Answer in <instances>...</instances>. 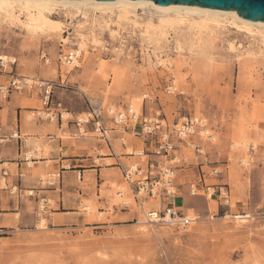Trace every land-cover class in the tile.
Listing matches in <instances>:
<instances>
[{
    "label": "rangeland",
    "instance_id": "1",
    "mask_svg": "<svg viewBox=\"0 0 264 264\" xmlns=\"http://www.w3.org/2000/svg\"><path fill=\"white\" fill-rule=\"evenodd\" d=\"M139 10L131 18L136 29L131 22L121 29L110 23L111 33L103 29L109 15L98 11L86 21L56 12L53 19L66 25L64 35L30 38L20 28H1L0 56L17 60L15 73L54 83L57 112L69 114L65 121L86 120L100 109L105 126L124 133L114 118L128 114L132 104L145 116L159 112L170 125L198 118L196 135L178 145L174 163L177 172L193 171V178L202 180L197 195L185 186L175 199L176 209L195 221L185 228L149 223L142 209L158 210L159 203H137L115 170L102 186L106 214L88 200L81 207L82 222L63 228H41L39 222L0 225V264H264V34L229 23L204 33L187 31L186 23L168 39L149 44L144 30L150 17ZM90 31L102 45L82 52L74 68L65 65L60 56L69 49L61 40L77 44L79 34ZM158 57L167 66L159 65ZM30 96L37 107L30 118L47 120L37 94ZM8 99L0 96L2 103ZM134 138L121 141L124 155L140 151L130 144L138 143ZM54 179L48 172L39 184L47 187ZM86 182L91 183L89 176ZM126 211L130 218L118 217ZM237 215L249 218L236 220Z\"/></svg>",
    "mask_w": 264,
    "mask_h": 264
},
{
    "label": "crops",
    "instance_id": "2",
    "mask_svg": "<svg viewBox=\"0 0 264 264\" xmlns=\"http://www.w3.org/2000/svg\"><path fill=\"white\" fill-rule=\"evenodd\" d=\"M1 81H6L3 76H0ZM32 94L13 93L6 103L0 100V125L8 135L19 134L18 139H8L0 145V225L39 222L40 226L45 219L46 226L63 228L75 221L82 222L81 207L88 200H92L99 213L106 214L108 199L102 196L105 175L120 170L119 165L124 164V160L141 163L136 157L124 155L127 148L121 144L126 136L135 137L134 132L124 128L121 133L113 129L109 132L110 141L105 145L102 139L95 137L92 124L86 125V133L81 135L75 120L50 122L34 119V116L30 118L37 111ZM21 95H28V98ZM136 130L139 131V127ZM134 139L138 143L130 141V144L135 150L147 149V144L140 138ZM180 149L181 146L177 151ZM48 172L58 180L42 187L40 178ZM87 176L91 179L90 184L86 182ZM195 176L193 171L179 170L175 178L177 190L183 191L185 186L191 188L202 182L195 180ZM15 187L19 189L18 193L10 190ZM27 192L29 196L25 195ZM41 203L44 206L42 212L39 209ZM118 217L130 218L131 214L120 212Z\"/></svg>",
    "mask_w": 264,
    "mask_h": 264
},
{
    "label": "built area",
    "instance_id": "3",
    "mask_svg": "<svg viewBox=\"0 0 264 264\" xmlns=\"http://www.w3.org/2000/svg\"><path fill=\"white\" fill-rule=\"evenodd\" d=\"M45 57L46 55L43 53L42 58ZM60 57L61 61L68 65L80 59L73 54V51L70 53L62 52ZM16 62L17 60L14 58L0 56V75L7 77L5 83L0 84V96L3 99H8L13 93H36L48 121L64 120L62 113H56L54 83L44 80L37 81L15 73L13 69ZM117 117L114 118L116 125L134 132L135 137L142 139L147 144V149L126 154L128 157L140 159L141 163L119 165L123 181L131 190L135 201L141 204L143 203L142 199H148L159 203L160 209L152 210L147 214L148 220L155 222V224L163 223L183 228L188 227L194 220L182 215L175 206L178 191L175 185L177 174V168L174 167L175 153L179 144L196 135L199 122L195 118H186L182 123L170 125L159 112L154 115H136L130 108L128 114L119 113ZM75 123L81 135L86 133L85 126L92 124L94 132L99 136L98 138L109 143L110 129L105 126L100 109L91 110L86 120L76 119ZM138 127L139 131L136 130ZM18 138V133L8 135L5 128L0 125V145L8 139ZM16 190V187L12 188L13 192ZM118 194L119 197H122V192ZM191 194L197 195L195 185L191 186Z\"/></svg>",
    "mask_w": 264,
    "mask_h": 264
},
{
    "label": "bare ground",
    "instance_id": "4",
    "mask_svg": "<svg viewBox=\"0 0 264 264\" xmlns=\"http://www.w3.org/2000/svg\"><path fill=\"white\" fill-rule=\"evenodd\" d=\"M139 9L146 11L147 15L150 17L144 30V34L146 35L149 44L153 43L152 39L157 40L158 37L166 39L170 31H175L180 27L187 26L186 23H189L187 26L189 29L186 28L187 31L197 30L198 32L204 33L210 31L212 25L221 26L224 23H229L245 29L250 33L259 32L264 34V22L246 21L240 18L235 11H222L184 5L159 6L149 0H115L112 2L99 0H0V29L20 28L25 31L30 38H40L42 36L52 35L56 36L62 33L64 35L66 33V25L61 21L53 19V15H55L56 12L64 10L69 15H79L82 21H86L89 13L98 11L102 15H109L110 19L107 20V22L104 21L103 29L111 33L112 28L110 23H115L114 25L121 29L131 22L132 27L136 29L138 23L135 19L138 17L136 14ZM132 17L135 19H131ZM153 19L158 21L157 25L153 24ZM80 28H84V26H81ZM111 36H114V34ZM63 39L66 42L63 40H61V42L67 46L69 49L68 52L70 53L73 51V54H75L77 58H81L82 52L89 51L90 48H94V46L102 45V43L99 42L98 34L95 31H90L87 34H79L77 44L71 42L70 38ZM230 48L231 50H234L233 45ZM178 49L181 50V46H178ZM78 61L75 60V63L73 64L77 66ZM158 61L159 65L167 66V60L159 58ZM73 64L68 65L65 62V65L69 67H73ZM130 110L136 115L140 114L139 107L134 104L130 106ZM65 115L68 116L69 114L66 113ZM117 115L115 117H117ZM117 120H119V117H117ZM196 121L200 122L198 118ZM142 211L148 214V211L144 208ZM233 218L236 220H245L249 218V216L237 215ZM148 222L155 224V222L149 220ZM40 227L46 228L45 219L40 222Z\"/></svg>",
    "mask_w": 264,
    "mask_h": 264
},
{
    "label": "water",
    "instance_id": "5",
    "mask_svg": "<svg viewBox=\"0 0 264 264\" xmlns=\"http://www.w3.org/2000/svg\"><path fill=\"white\" fill-rule=\"evenodd\" d=\"M80 1V0H57ZM112 2L115 0H99ZM135 1V0H133ZM159 6L184 5L206 9L235 11L238 16L250 22H264V0H149Z\"/></svg>",
    "mask_w": 264,
    "mask_h": 264
}]
</instances>
